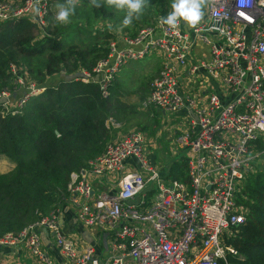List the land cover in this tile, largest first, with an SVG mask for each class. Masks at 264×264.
I'll use <instances>...</instances> for the list:
<instances>
[{
    "label": "built area",
    "instance_id": "built-area-1",
    "mask_svg": "<svg viewBox=\"0 0 264 264\" xmlns=\"http://www.w3.org/2000/svg\"><path fill=\"white\" fill-rule=\"evenodd\" d=\"M54 1L0 0V25L24 17L47 35ZM172 11L134 36L117 34L92 71L81 68L74 77L98 83L108 97L125 64L153 52L163 58L143 106L179 125L186 179L168 178L151 162L144 134L130 131L68 184L66 203L82 223L110 233L105 257L67 239L62 205L0 236V247L22 246L42 264H55L43 244L49 230L68 264H219L238 255L228 242L247 220L238 197L264 154V0H208L189 31L182 18L175 28L162 22ZM10 69L13 85L0 92V108L17 115L47 86L14 63Z\"/></svg>",
    "mask_w": 264,
    "mask_h": 264
},
{
    "label": "trees",
    "instance_id": "trees-1",
    "mask_svg": "<svg viewBox=\"0 0 264 264\" xmlns=\"http://www.w3.org/2000/svg\"><path fill=\"white\" fill-rule=\"evenodd\" d=\"M68 3L65 20L55 19L50 12L48 35L24 17L0 25V92L13 85L12 63L47 86L27 102L22 113L0 114V158L16 164L12 171L0 174V236L22 230L63 204L71 174L87 168L111 141L108 122L119 83L115 79L110 96L104 97L98 83L68 76L80 67L92 71L107 55L105 45L111 34L94 30L95 23L109 19L124 24L128 11L109 0ZM172 3L146 0L132 12L125 31L136 35L154 17L166 15ZM72 30L77 41L70 39ZM151 107L154 117L160 115ZM187 168L188 158L174 160L168 178L186 179ZM238 202L248 209L245 224L228 240L238 255L229 254L219 264H264V168L249 176Z\"/></svg>",
    "mask_w": 264,
    "mask_h": 264
},
{
    "label": "rangeland",
    "instance_id": "rangeland-1",
    "mask_svg": "<svg viewBox=\"0 0 264 264\" xmlns=\"http://www.w3.org/2000/svg\"><path fill=\"white\" fill-rule=\"evenodd\" d=\"M171 7L172 6H170L169 9ZM64 9V7L57 8L56 14L53 17L57 19L59 13L61 12L60 10L65 11ZM123 10L128 11L126 7ZM64 23H66V21H64ZM122 26H124V24H122ZM73 31L74 30L69 33L70 39L76 40L77 37ZM82 39H86V35L82 36ZM163 61V58L159 57L156 52H153L148 54L143 59L130 61L125 64L121 71L117 74L118 77L116 80L119 83L120 92L118 98L113 100L111 103L112 116H110L108 122V124L112 127L110 130L111 141H109L107 145L115 142L130 131H140L144 134L146 140L148 141L147 150L149 152L151 162L159 170L166 172L171 164L174 163V160L186 157V155L188 157V149L181 147L180 143L175 140L177 133L173 135L168 133L167 125L165 126L162 122V118L159 114L154 117L153 114L156 113L152 110L151 106L146 108L143 106V103L146 100H142L143 96H149L151 92L150 83L158 74H155V72L162 69ZM8 113L9 112L5 109L0 108L1 115L6 116ZM152 133H155L156 135ZM173 150L176 151L174 154L172 153ZM257 163V169L258 167L259 169L264 168V159H259ZM2 169L3 168L0 167V171ZM66 200H64L63 204L66 203Z\"/></svg>",
    "mask_w": 264,
    "mask_h": 264
},
{
    "label": "crops",
    "instance_id": "crops-1",
    "mask_svg": "<svg viewBox=\"0 0 264 264\" xmlns=\"http://www.w3.org/2000/svg\"><path fill=\"white\" fill-rule=\"evenodd\" d=\"M81 1L83 0H55L52 6L51 12L54 13L53 15H55L57 8L64 7L65 8L64 10H67V7L69 5L68 2H70V4L73 6V5L81 3ZM63 2L65 3L63 4ZM81 21H84V20H81ZM84 22L85 23L83 24L86 26L87 21H84ZM152 24H153V21L151 25ZM184 28L186 31H189L190 29V25H188L187 21H185ZM94 30L100 31V32L106 31L111 34L107 39V44L105 45L106 48L108 46L110 39L114 38L117 34L121 33V31L123 32V34H131V32L125 31L122 24L111 21L109 19L98 20L94 25ZM139 30H137V32ZM48 34H49V29H48ZM81 68L83 67H80L77 71H75L73 74H70L68 77L76 76V74H78L81 71ZM158 71L155 72V74L160 72ZM53 80H55V78H53ZM182 116L183 115H181V117ZM180 119H183V118H180ZM164 124L166 126V123ZM177 126L179 125H177L176 123L174 124L167 123L168 133L170 135L175 134L177 131ZM174 152L176 151L173 150L172 153L174 154ZM149 158H150V155H149ZM0 163H1L0 167L3 168L0 171V174L8 173L12 171L16 166V164L13 161L9 160L5 156L0 158ZM62 206H63V213L61 217V222H62V226L64 227L63 231L67 239H70L71 241H73L80 249H83L87 246H94L96 248V254L99 257H105L108 254V251H107L108 243L111 238L110 233L98 227L86 226L79 219L77 211L72 205L65 203V204H62ZM42 238H43L44 249L54 259L55 264H68L63 251L56 244L55 236L53 232L49 230H45L42 233ZM0 264H42V263L40 259L34 256L28 249L23 248L21 246L19 248L0 247Z\"/></svg>",
    "mask_w": 264,
    "mask_h": 264
},
{
    "label": "clouds",
    "instance_id": "clouds-1",
    "mask_svg": "<svg viewBox=\"0 0 264 264\" xmlns=\"http://www.w3.org/2000/svg\"><path fill=\"white\" fill-rule=\"evenodd\" d=\"M116 3L119 8L128 9V16L125 17L124 26H128L131 23L130 17L132 12L139 11L141 4L146 3V0H109V4ZM208 3V0H173V11L167 16V20H162L164 24H167L171 28H175L182 18L188 22V25L195 26L203 16L202 9ZM38 14V10L35 9ZM68 16V12L61 11L58 20L63 21Z\"/></svg>",
    "mask_w": 264,
    "mask_h": 264
}]
</instances>
